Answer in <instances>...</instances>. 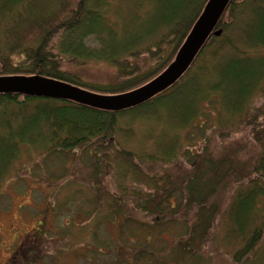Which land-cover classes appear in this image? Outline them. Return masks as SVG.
<instances>
[{
  "label": "trees",
  "instance_id": "obj_1",
  "mask_svg": "<svg viewBox=\"0 0 264 264\" xmlns=\"http://www.w3.org/2000/svg\"><path fill=\"white\" fill-rule=\"evenodd\" d=\"M206 1L0 0V76L39 73L99 94L130 91L170 63ZM217 29L178 82L128 110L0 94V186L18 168L44 176L48 157L80 150L114 174L116 192L96 193L82 224L119 225L112 264H173L209 240L234 264H264V0H231ZM231 133L240 134L232 146L258 150H233ZM35 151L41 161H21ZM62 228L69 236L80 225ZM91 232L92 253L110 246ZM165 233L175 235L173 256ZM92 256L83 258L104 264Z\"/></svg>",
  "mask_w": 264,
  "mask_h": 264
},
{
  "label": "rangeland",
  "instance_id": "obj_2",
  "mask_svg": "<svg viewBox=\"0 0 264 264\" xmlns=\"http://www.w3.org/2000/svg\"><path fill=\"white\" fill-rule=\"evenodd\" d=\"M157 73L155 74L158 75ZM239 136V133L230 134L231 146ZM232 149H241L247 157L258 150L253 143H239L233 145ZM232 149L230 148V152ZM42 158L35 151L23 156L21 161L33 165ZM46 162H49L48 166L42 163L46 167L42 171L44 176L35 166L29 172H25V168H18L0 186V264L7 263L8 259L9 264H35V260L39 264H90L83 258L86 255H93L99 263L112 264L119 251V248L112 245L118 240L119 225L104 223L102 220L97 223L98 226L91 223L82 227V224L90 219L94 211L96 193L116 192L113 172L104 169V163L100 161L97 166L88 164L87 157L80 150L60 157H48ZM99 163L103 171L100 170ZM96 170L98 175L90 176ZM51 172L55 176H51ZM71 219L80 225V230L69 229L70 234L75 235L69 234V237L65 236L66 229L62 227ZM92 229L97 230L98 241L110 245L108 248L102 247L103 251L99 254L91 251L95 244L91 240ZM174 229L179 227H173L172 230ZM216 232L217 226L214 234ZM222 232L221 228L218 231L219 238ZM163 236L169 241L165 254L173 256L175 235L165 233ZM211 243L212 241H207L203 245L205 250L196 251L194 255L177 253L175 256L178 261L173 264H234L227 251H223L220 246L215 250ZM28 244L36 245L38 253L25 252L23 249ZM83 244L87 245L79 247ZM152 246L153 249L157 248L153 241ZM120 250L125 252L120 256L124 260L127 258L126 249ZM14 251H18L15 257L8 258Z\"/></svg>",
  "mask_w": 264,
  "mask_h": 264
},
{
  "label": "water",
  "instance_id": "obj_3",
  "mask_svg": "<svg viewBox=\"0 0 264 264\" xmlns=\"http://www.w3.org/2000/svg\"><path fill=\"white\" fill-rule=\"evenodd\" d=\"M231 0H207L170 63L143 85L119 94H99L36 73L0 76V94H18L65 100L95 110L120 112L164 93L190 69L211 36H219L218 23Z\"/></svg>",
  "mask_w": 264,
  "mask_h": 264
},
{
  "label": "flooded vegetation",
  "instance_id": "obj_4",
  "mask_svg": "<svg viewBox=\"0 0 264 264\" xmlns=\"http://www.w3.org/2000/svg\"><path fill=\"white\" fill-rule=\"evenodd\" d=\"M25 252H27V253H31V252H33V251H25ZM17 253H18V251H14V252L12 253V255L9 256L8 258L15 257V254H17ZM8 261H9V259H8ZM8 261H7V263H5V264H9ZM35 264H39V261L35 260Z\"/></svg>",
  "mask_w": 264,
  "mask_h": 264
}]
</instances>
